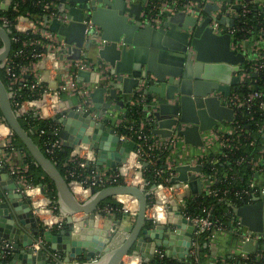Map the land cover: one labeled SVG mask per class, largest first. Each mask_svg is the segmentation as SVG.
<instances>
[{
    "label": "water",
    "instance_id": "95a60500",
    "mask_svg": "<svg viewBox=\"0 0 264 264\" xmlns=\"http://www.w3.org/2000/svg\"><path fill=\"white\" fill-rule=\"evenodd\" d=\"M99 1L103 4L92 6L91 13H87V0H60L58 9L67 14L70 21L64 23L46 18L50 29L67 46L70 52L68 58L79 59L82 54L88 55L89 51H93L101 60L105 68L101 74L85 69L77 72L78 80L96 84L91 97L97 108L107 109L111 105V102L104 103L106 93L117 99L118 87L130 93L133 86L140 85L141 80L147 78L153 84L150 90L155 97L151 106L159 126L165 125L168 120L180 126L182 123H193L205 131L219 123L234 121V109L224 104L217 95V92L225 95L231 93L239 80L236 73L246 59L242 52L232 49L230 33L217 34L209 26L210 17L199 22L193 13L184 10L167 14L160 27L152 23L144 25L141 15L144 0L134 1L130 6L126 5L125 0ZM4 2L1 7L8 8L10 0ZM216 8L217 5L208 4L205 10L209 13ZM87 19L101 28L100 34L87 35V23L84 21ZM220 21L228 26L236 23L235 18H222ZM0 38L1 68L2 60L12 47L11 31L2 24ZM61 57L64 58L63 55ZM122 103L119 100L117 107ZM0 108L8 125L54 180L60 209V216L53 222L37 217L35 209L43 215L52 212L46 207L53 202L47 189L39 184L46 195L41 205L32 199L35 193L22 190L21 185L10 176L7 166L0 165V255L2 252L14 253L11 264H48L46 260L49 255L59 260L57 264H121L125 255H129L133 249L132 259H139L144 264L150 262L151 256L162 246H169L167 255L175 256L179 262L190 260L194 225L182 215L176 201L171 202L168 223L158 222L156 225L147 224L152 220L146 214L149 192L137 185L94 188L85 195L87 198L84 202H79L72 188L78 185V181L69 180L57 163L33 141L20 117L15 114L1 77ZM103 113L104 110H101L99 115ZM53 120L62 123L59 134L64 139L65 148L84 143L92 151L97 150L98 168L105 161L113 170H121L136 149L135 141L121 139L115 129L93 119L88 112L74 107L73 103L63 113L54 116ZM154 132H158V129ZM118 142L121 144L119 151L111 152L116 151ZM114 156L116 161L112 159ZM192 170L203 172L200 164L180 165L177 167L179 174L173 181L188 182L192 192L200 194L203 182L200 176L190 174ZM155 188L156 185H152L151 189ZM118 194H131L138 199L135 222H131L130 212L126 210L112 217V220L106 218L110 222L109 227H98L97 217L104 215L96 211L98 205L102 200ZM232 208L241 220L243 231L264 233V191H260L252 202ZM77 213L85 215L77 219L73 217ZM113 225H117L118 229L115 230ZM172 226L177 229L172 231ZM167 233L169 240L164 238ZM5 240L12 244V248L4 246ZM43 240L64 252H57L60 256H54L53 251L43 245ZM35 244L40 245L37 251ZM260 247V241L251 239L243 245V249L249 252H256ZM211 250L216 254L218 246L213 245ZM5 261L0 259V264H6ZM203 264L217 263L211 261Z\"/></svg>",
    "mask_w": 264,
    "mask_h": 264
},
{
    "label": "built area",
    "instance_id": "2783aa9c",
    "mask_svg": "<svg viewBox=\"0 0 264 264\" xmlns=\"http://www.w3.org/2000/svg\"><path fill=\"white\" fill-rule=\"evenodd\" d=\"M2 1L4 2L5 0ZM134 1L137 0H125L127 6H130V4ZM11 4L12 0H10V3H8V8ZM59 4L60 0H57V2H45L44 8L48 12L45 14L42 21L35 20L28 14H20L16 17V21L14 23L15 29L19 32L32 31L35 33H40L47 40V42L44 43V45L47 47V51L37 54L38 59L32 64L30 68H22L23 74L31 73L35 77V83L31 86L32 89L37 86L44 88L41 96L18 101V94L14 88V85L18 81H25V78L22 75L14 74L12 75L13 77L10 80L9 86H7L8 93L10 95V102L15 114L20 118L33 113L40 119H50L51 115H60L67 109V106H65L63 100L60 98L61 94L66 92L70 95H77L80 99L78 109L88 112L93 119L98 121L99 114H96L93 108V101L91 97L92 88L87 82L77 79L78 70H91L94 68L93 63L87 59L79 58L73 60L68 58L70 52L68 51L67 46L59 39L58 34L50 29V23L46 21V18L49 20L58 19L64 23L70 21L67 14L59 11ZM87 4L89 7L88 9H85V12L91 13L92 6L102 5L103 2L99 0H87ZM208 4H215L217 5V8L210 10L208 13L205 10V7ZM1 8L8 9L4 7ZM179 10L193 13L198 18L199 22L207 17H210L211 22L209 23V26L213 28L214 32L217 34L230 33L232 36V49L237 52H242L246 57L245 61L240 64L239 71L236 73V75L239 76V80L238 83L232 87L231 93L229 95H225L223 92H217V95L222 99L224 104L234 109V121L219 123L211 128L208 133H206L208 147L218 146L220 149L219 151H221L223 155L224 152L222 151V148L237 147V143L233 142V139L228 135H233L237 130L242 129V127H250L249 123H245L244 125L237 124L240 110L242 108L252 109L256 103H258L260 109L264 110V87H257L253 83V77L256 76L260 71L264 70V0H202V2L199 3L195 1L193 2L192 0H144V8L141 12L143 18L142 24L145 25L147 23H152L155 26L160 27V24L163 22V17L165 19L167 14H173ZM252 12H257L262 16L263 19L252 22L246 21L247 16ZM222 18H235L236 23L233 26L225 25L220 21ZM1 19L3 21L2 25L12 31L11 27L13 24H10L9 19L5 16H2ZM84 21L87 23L88 36L101 33V28L97 24L92 23L91 19ZM238 33H241V37H239L240 35H237ZM11 38L13 41L14 38L12 36ZM61 55H63L64 58H62ZM63 60L67 61L66 65L61 64ZM10 62L11 61L8 54V56L2 60V64L9 73L12 71ZM43 65H45L46 71H50V73L53 74L51 79H48L47 76L43 77L40 74L39 71H41L40 69L43 68ZM102 66L103 65H100L102 69L100 70L101 73L105 69ZM57 79L61 82L59 83ZM46 81H49V83ZM238 85L247 86L249 91L245 94L236 92V87ZM139 92L142 95L141 90H139ZM145 120L148 123H151L153 118L150 116ZM120 123L121 121L118 120L117 125ZM247 125H249V127H247ZM144 127L145 122H141L138 129L134 131V135H120V137L123 139H131L136 142V149L133 152L135 159H139L136 162L131 163L127 161L123 164L121 170L117 171L109 170L106 167L98 168L91 164V162L97 161L94 151L92 152L90 158H85V155L82 154L83 147H81L80 144L78 145L79 147L76 145L74 150H71L69 160H78V165L80 167H92V170L85 175H82L81 173L76 174L75 171L68 170L66 177L69 180H77L78 186L88 191H91V189L94 188L99 189L109 185H118L119 182L127 185H137L144 188L149 192L148 208L146 214L147 217L152 219L154 222L168 223V213L172 209L171 202L176 201V205L179 207L182 215L194 225L190 254L191 258L196 262V264H201L200 251L202 248L198 238L205 233L208 236V241L204 246H208L210 249L213 245H218V239L221 234L228 235V233H233L240 235L242 245L250 239L254 242L264 240V233L256 234L243 231L241 220L232 208L233 206L238 205L236 202L238 199L242 201V204L246 202H252L253 198L258 195L260 191H264V186L258 185L255 180V177L258 174L264 172V154L257 158L252 157L247 160L250 167L254 171L253 176L249 180V187L241 190H235L233 193L229 188L223 189L222 192L214 188L213 183L216 180L215 176L212 177L207 175L204 171L202 173H194L193 171H189L190 174H195L201 177L203 182L202 192L217 197V200H219L221 203H226L232 209L233 212L229 222L223 223L219 222V220L214 217L211 208L205 207L203 209L206 214H199L195 216L190 215L185 209L187 199L195 194L192 192L188 182L179 180L173 181V179L179 174L177 171L178 166L184 164H200L202 168H204V161L202 159L209 154L207 152L201 153L190 162L189 160L185 161L186 159H183L184 156L182 154L179 155L176 152L177 149L175 147L173 149L172 146L175 144L178 138V133L175 134L177 136H173L167 140V147L163 141H155L154 143L147 144V142L143 139H147L148 137H151V135H145L143 133ZM35 128L37 129V127ZM59 132L57 129L51 130L52 135H57ZM151 132L154 133L152 130ZM261 132L264 135V127L261 128ZM44 133H47L46 130L41 129L40 134L43 135ZM252 143H254V141H252ZM14 145V132L8 123L1 118L0 152L4 157V164L9 167V172L11 175H17L16 182L21 185L20 188L22 190L30 191L34 185L28 183L22 174V171L11 162ZM63 147L64 139L60 136V134L58 137L44 142V148L48 154H53L56 149ZM156 148L159 150V152L155 155L152 151ZM166 148L168 149V152L167 158L164 159V164L167 167V176L164 175L163 169L157 168L158 163L163 157V151ZM260 152H264V144L263 149ZM216 161L217 159L214 158L212 163H215ZM241 161H243V159H241L239 162ZM145 162L147 165H144ZM149 165H152L157 169L155 175L158 178L152 180L146 177L145 170ZM76 175L79 176L77 177ZM152 185H156V188L151 189ZM75 195L79 202L87 198L83 194L79 195L77 192H75ZM33 197L34 195H32V199ZM166 205L167 210L165 209ZM54 207L56 208V205ZM103 207L105 210L101 211L104 214L103 217H107L106 215L113 212L110 206L106 205ZM158 207L162 208L165 213L166 219L164 221H161L154 214V210ZM53 209L54 208H52V211L54 212ZM73 217L76 218V214ZM4 245L5 247L10 246L7 241H5ZM34 249L37 251L40 249V245L35 244ZM156 253L161 254V257L163 258L165 256L161 249H157ZM162 254L164 255L162 256ZM127 256L129 255H126L125 257ZM125 257L123 262L128 264V262L125 261ZM129 257L132 258V256ZM242 258L243 260L249 259L246 253H242ZM137 260L141 264V260ZM215 262H219L221 264H248V262L242 261L232 263L228 261L223 255L219 256L218 260Z\"/></svg>",
    "mask_w": 264,
    "mask_h": 264
},
{
    "label": "trees",
    "instance_id": "16d2710c",
    "mask_svg": "<svg viewBox=\"0 0 264 264\" xmlns=\"http://www.w3.org/2000/svg\"><path fill=\"white\" fill-rule=\"evenodd\" d=\"M51 1L57 2V0H12V4L8 9H2L0 7V24H3L1 17H7L10 21V24H13L11 27V36L14 38L12 41L11 50L9 52L12 71L9 73L7 72L6 68H0V77L6 86H9L10 80L13 77L12 75L14 74L22 75L25 78V81H18L14 85V88L16 89L18 94V101L40 97L42 92L44 91V88L38 86L34 89L31 88V86L35 83V77L31 73L23 74L22 68H30L32 64L38 59L37 54L47 51V47L44 45L47 40L40 33H35L32 31H17L14 27V23L16 21V17L20 14H28L35 20L42 21L45 14L48 12L44 8V3ZM260 19H263L261 15H259L257 12H252L247 16L246 21L252 22L259 21ZM237 35H240L239 37H241V33H238ZM1 45L2 40L0 38V46ZM253 79V83L255 84V86L264 87V70L260 71L256 76L253 77ZM248 91L249 90L247 86L238 85L236 87V92L240 94H245ZM145 115L146 113L141 109H139V111L137 109H130L127 117L124 119V121H122V123L118 125L114 123V128L120 135H134V131L138 129L140 122L143 121ZM3 117L4 116L0 108V119ZM20 121L25 129H28V127L30 126L37 127L35 134H33L35 139L37 140L36 142L41 147V149L54 162L57 163L58 168L64 175H67L68 170H73L76 172V174L81 173L82 175H85L92 170V167H80L78 165V160H69L72 150V148L70 147L56 149L53 154H48L45 151L44 142L52 140L59 136V134H51L52 129H57L58 132L60 130V125L55 120H53V118L40 119L39 117L31 113L21 117ZM144 122L145 127L143 128V133L145 135L151 134V130L154 127L153 123H148L146 120H144ZM108 123L111 124L110 121ZM245 123H249L250 127H242V129L237 130L233 135H228L233 139V142L237 143L236 148H222V151L224 152L223 155L221 151H219L216 154H209L202 159L204 161L203 171L207 175L216 177V180L213 183V187L220 190L221 192L226 188H229L232 193L235 190L248 188L249 180L253 176L254 171L250 167L247 160L252 157L257 158L264 154V152H260L263 149L264 144V135L261 132V128L264 127V110L259 108L258 103H256V105L253 106L252 109L242 108L240 110L237 124L244 125ZM41 129L46 130L47 133L41 135ZM143 140L146 141L147 144H151L154 142V139H152L151 137H148L147 139L144 138ZM252 141H254V143H252ZM19 142V137L17 135H14L15 146ZM167 150L168 149L166 148L163 151V157L161 158V161L157 166V168L163 169V173L166 176L167 167L164 164V159L167 158ZM152 152L156 155L159 150L156 148L153 149ZM214 158L217 159V161L215 163H212V160ZM241 159H243V161L239 162ZM25 162L28 165L27 168H21L18 166L17 168L22 171V174L24 175L26 181L32 185L42 184L47 189L49 196L53 199L56 208L58 209L56 201L57 188L54 180L48 175L47 172H45V170H43L41 166H38L33 162V158L31 156L27 157ZM156 170L157 169L155 167L149 165L145 170L146 177L152 180L158 178L155 175ZM11 176L15 180L17 179V175L13 174ZM118 184H122V182H119ZM236 202L238 204H242V201L240 199H238ZM106 205L110 206L112 208V211L118 215H121L123 211L128 210L122 202L116 200L115 196L109 197V199H106L104 202H102V206ZM205 207L212 209L214 217L217 218L219 222L228 223L232 216L233 211L226 203H221L219 200H217V197L208 195L204 192L195 194L192 197L188 198L185 209L190 215L195 216L199 214H206L205 211H203ZM128 211L130 212V210ZM136 214L133 215V218L135 220L137 217ZM198 241L201 244L202 248V250L200 251V261L202 264V262H205L204 255L209 257L211 254V249L208 246H204L208 241V236L206 233L201 235L198 238ZM227 260L232 263L239 261L228 258ZM259 260L254 256L253 258H249L247 260H243V258L240 259V261L248 262V264L264 263V260ZM150 262L144 264H196L193 259L179 262L176 259H170L167 256L162 259L156 257L151 263Z\"/></svg>",
    "mask_w": 264,
    "mask_h": 264
},
{
    "label": "crops",
    "instance_id": "0c3cea01",
    "mask_svg": "<svg viewBox=\"0 0 264 264\" xmlns=\"http://www.w3.org/2000/svg\"><path fill=\"white\" fill-rule=\"evenodd\" d=\"M1 1L2 0H0V4L3 2V1L2 2ZM195 2L199 3V2H202V0H197ZM3 3H5V2H3ZM166 19H167V16L165 17V19L163 17V21ZM162 23L160 24V26L162 25ZM81 58L90 60L91 63H93L94 68L91 70H88V71H95L98 74L99 73L101 74L100 70H102V69H101L100 65H103V64H102L101 60L95 55V53L93 51H89L88 55L82 54ZM61 64L66 65L67 61L63 60L61 62ZM40 70L41 71H39V72L43 77L47 76L48 79H51L53 77V74L50 73V71H46L45 65H43V68H41ZM46 82L49 83V81H46ZM58 82L60 83L61 81L58 80ZM87 83L90 85V87L92 88V91H93L95 88L94 86H96V84H94L92 82H87ZM108 85H109V87H112V86H110V84H108ZM151 85H153V84L149 82V79L144 78L141 80L140 85L133 86V90L130 93H126L122 90L121 87H118L117 94L119 95V97L117 99L111 97V95L109 93H106L104 96V103H108V102L110 103L111 102V105L107 109H105L103 107L97 108L95 106L93 99H92L94 112H96V114H99L101 112V110H104V112H105V113L101 114V116L99 115L98 121L104 122L106 127H110V128L115 129L114 123H116V125H117L118 120H120L122 123V121H124V119L127 117L130 109L131 110L137 109L138 111H139V109H141L143 112L146 113L143 121H141V122H144V120L147 117L151 116L153 118V121L151 123H153V125H154V127L152 128V131H155L158 129V132H154V133L150 132L151 138L154 139V142L155 141H157V142L163 141V143H165L166 147H167V140H169L173 136H177L175 134L178 133V138H177L175 144L172 146H173V149H174V147L177 149L176 152L179 155L182 154L184 156L183 159L185 158L186 159L185 161L189 160V162H190L192 159H194L195 157H197L201 153L207 152L208 154H212V153L216 154L217 152H219L220 149L218 146L208 147V145H207L206 133H208L211 129L204 131V130H201L197 125H195L193 123H182L180 126L178 124H173V122H169L168 120L165 121V125L161 124L159 126L158 121H155V117L153 115L154 109L151 106L152 100L155 97V94L150 90ZM139 90H141L142 95L139 92ZM60 98L63 100V103L65 104V106H67V108L72 103H73L74 107L76 106L78 108V104H79L80 99L77 95H70V94L65 92V93L61 94ZM119 100H121L123 103L119 107H117ZM53 117H54V115L50 116V118H53ZM2 119L5 120L4 117ZM109 121L111 122V124L108 123ZM58 124L61 127L60 129H62L63 128L62 123H58ZM26 130L29 133V135L31 136V138L33 139V141L38 145V143L36 142L37 140L35 139V137L33 135L36 132V128L33 126H30ZM14 135H16L15 132H14ZM123 135H126V134H123ZM121 139H123V138H121ZM127 140L130 141L131 139H127ZM172 146H171V148H172ZM81 147H83L82 148L83 149L82 154L85 155V158H88V157L90 158L91 154L94 150L92 151L91 149H89V146L87 144H84V143L81 144ZM115 147H116V151H111V152L117 153V151H119L118 149H120V147H121V144L118 142L115 145ZM74 148L75 147H73L72 150H74ZM97 153H98L97 150H95L94 154L96 155L97 160H98V154ZM132 155H133V157H132ZM29 156H31L33 158V156L30 154L29 150L25 147L23 141L20 139V142L17 143L16 146L14 145V148L12 150V158H11L12 164H14L15 166L21 167V168H27L28 165L26 164L25 160ZM108 158H109V155H108L107 159ZM112 159L116 161L115 156ZM137 160H139V159L138 158L135 159V156L132 152L131 156L128 159V162L133 163L134 161L136 162ZM33 162L36 165L41 166L37 163V161L34 158H33ZM0 163H1L0 164L1 167L7 166L4 164V157H3L1 152H0ZM91 164H93V166L98 167L97 161L91 162ZM189 165L194 166V164H189ZM105 167L108 168L109 170H113V168L110 165H108L105 161H103L101 164V168H105ZM7 168H8V172H9V167L7 166ZM43 170H45V169L43 168ZM192 171L194 173L198 172V171H194V170H192ZM255 178H256L255 179L256 183L258 185L264 186V172L258 174ZM33 187L30 189L31 192L35 193L33 199L44 201L46 198V195L44 192H42V190H41L42 187H40L39 185H34ZM72 188L79 195H82V194L84 196L87 195V191L82 189L78 185H74V186H72ZM122 196H124V199H122L123 198ZM115 198L117 201L122 202L128 210L131 209L135 212L137 211L135 206H134V201H135L136 197H134L133 195H131V194H118L115 196ZM85 200H82L80 202H84ZM43 204H44V202H43ZM47 206L52 211L51 206L49 204H47L46 207ZM58 210H59V206H58V209L55 208V212H53V211L51 212L50 217L51 218H53V216L56 217L55 215H57V217L60 216V212H59L60 210L59 211ZM81 214L82 213H79L78 215L80 216ZM114 214L116 216L118 215L116 213H114ZM39 217L41 219H45V215H42V216L39 215ZM164 218H165V214H164ZM55 225H57V224H55ZM58 226H61V225L59 224V225H57V227ZM98 227H100V226L98 225ZM260 242H261V247L258 251L249 252V251H246L243 249L244 244L242 245L240 235H236L233 233H231V234L228 233V235L221 234L219 236V239H218V245H217L218 250H217L216 254H213V252L211 251V255L209 257L204 255V257H205L204 263H206V262L209 263L211 261H217L218 257L221 255L225 256V258H228V259H235V260L240 261V259H242V253H246L248 258H253V256H254V257H257L258 260L259 259L264 260V240H262ZM13 254L14 253H10V252H4V253L2 252L0 255V259L7 260V261H5L6 264H11ZM127 257H129V256H127ZM239 261H237V262H239ZM14 264H16V263H14ZM202 264H203V262H202ZM217 264H220V263L218 262Z\"/></svg>",
    "mask_w": 264,
    "mask_h": 264
},
{
    "label": "rangeland",
    "instance_id": "374dc122",
    "mask_svg": "<svg viewBox=\"0 0 264 264\" xmlns=\"http://www.w3.org/2000/svg\"><path fill=\"white\" fill-rule=\"evenodd\" d=\"M116 196V195H115ZM112 197V196H111ZM123 198L122 199H124V196H122ZM135 197V196H134ZM118 198V197H117ZM107 199H109V198H107ZM106 199H104V200H102V202H104ZM36 201V200H35ZM101 202V203H102ZM99 204L98 205V207H97V209H96V211H98V212H101L102 210H104L103 208V206H102V204ZM55 203L53 202V203H50L49 205L51 206V208H54L53 210H54V212H55V205H54ZM134 206H135V208H136V210L138 209V199L136 198L135 199V201H134ZM60 210V209H59ZM58 210V211H59ZM135 210V209H134ZM105 211V210H104ZM35 215L38 217L39 215H43L42 213H40L39 211H38V209H35ZM107 213H109V212H107ZM136 213H137V211H136ZM135 213V211H133V210H131L130 209V215H131V222L132 223H134L135 221V219L133 218V215H135L136 214ZM137 215V214H136ZM107 217H100L99 218V221H98V224H99V226L100 227H104L101 223H100V220H102V218L105 220L106 218L107 219H111L112 217L113 218H115L116 217V215L112 212L111 214H108V215H106ZM83 217V216H82ZM112 220V219H111ZM39 222H42V220H39ZM158 222H154L153 220H150V221H148L147 222V224L148 225H150V224H153V225H156ZM72 225V224H71ZM173 228H172V231H175L177 228H176V226H172ZM113 228L116 230V229H118V226L117 225H113ZM164 238H166V239H168L169 240V233H167V235L165 234L164 235ZM6 241V240H5ZM43 245L46 247V249H48V250H51V251H53L52 253L54 254V256H56V257H58V255H59V253H61V252H64V251H61V250H59L58 248H53L52 247V244H51V242H46V241H44L43 240ZM161 250H162V252L163 253H165L166 252V250L167 249H169V246H167V247H164V246H162L161 248H160ZM63 250V249H62ZM134 250V249H133ZM133 250H131V252H130V254H129V256H132V253H133ZM57 252H59V253H57ZM62 255V254H61ZM164 254H162V256H163ZM156 257H159L160 259H162L163 257H161V254H157V253H155V254H153L152 256H151V262L156 258ZM49 264H57L58 262H59V260H57L56 258H54V257H50V255H49V258H48V260H46ZM125 261L126 262H128V264H129V257H125ZM150 262V263H151ZM121 264H125L124 262H122ZM133 264H140V262H138L137 260L136 261H133Z\"/></svg>",
    "mask_w": 264,
    "mask_h": 264
},
{
    "label": "bare ground",
    "instance_id": "6f19581e",
    "mask_svg": "<svg viewBox=\"0 0 264 264\" xmlns=\"http://www.w3.org/2000/svg\"><path fill=\"white\" fill-rule=\"evenodd\" d=\"M135 162V161H134ZM87 191V194L89 193V191L88 190H86ZM37 202L38 203H41V205H43V201H41V200H37ZM160 210V211H159ZM162 212V213H161ZM164 211H163V209L162 208H157V209H155L154 210V214L161 220V221H164L166 218H164ZM79 213H77L76 215V218H81L83 215H85V213H82L80 216L78 215ZM45 215V219H47L49 222H53V221H55V220H57L58 219V217H57V215H55L56 217H54L53 216V218H51L50 217V213L49 214H47V213H45L44 214ZM99 218L100 217H97V224H98V221H99ZM100 223L103 225V226H106V227H109V225H110V222L108 221V220H104V219H102V220H100ZM99 225V224H98ZM133 261H136L134 258L132 259L131 257L129 258V264H133ZM138 261V260H137ZM139 262V261H138Z\"/></svg>",
    "mask_w": 264,
    "mask_h": 264
},
{
    "label": "flooded vegetation",
    "instance_id": "af4514ba",
    "mask_svg": "<svg viewBox=\"0 0 264 264\" xmlns=\"http://www.w3.org/2000/svg\"><path fill=\"white\" fill-rule=\"evenodd\" d=\"M240 205H242V204H238V205H236V206H240ZM9 245H10V246H11V248H12V244H9ZM4 246H5V245H4ZM10 246H9V247H10ZM10 253H11V252H10ZM164 254H165V256L169 257L170 259H171V258H172V259H176V258H175V256H170V255H167V253H166V252H165ZM165 256H164V257H165ZM189 259H192V258H189ZM176 260H177V259H176ZM177 261H178V260H177Z\"/></svg>",
    "mask_w": 264,
    "mask_h": 264
}]
</instances>
